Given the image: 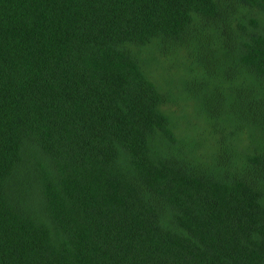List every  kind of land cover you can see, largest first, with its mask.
I'll use <instances>...</instances> for the list:
<instances>
[{
	"label": "trees",
	"instance_id": "trees-1",
	"mask_svg": "<svg viewBox=\"0 0 264 264\" xmlns=\"http://www.w3.org/2000/svg\"><path fill=\"white\" fill-rule=\"evenodd\" d=\"M0 264H264V0H0Z\"/></svg>",
	"mask_w": 264,
	"mask_h": 264
}]
</instances>
